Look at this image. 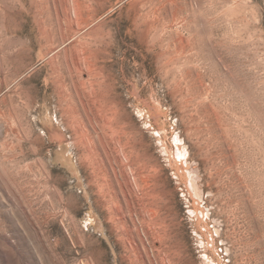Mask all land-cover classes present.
I'll return each instance as SVG.
<instances>
[{"label": "rangeland", "instance_id": "obj_1", "mask_svg": "<svg viewBox=\"0 0 264 264\" xmlns=\"http://www.w3.org/2000/svg\"><path fill=\"white\" fill-rule=\"evenodd\" d=\"M85 37L136 139L126 150L89 84L57 90L58 79H88L84 51L73 48L72 73L58 57ZM98 132L107 157L89 153ZM140 184L150 201L170 202L178 235L166 243L183 264H264V0H0V264L151 263V211L142 214L144 244L131 231L143 216L128 219ZM118 211L127 215L118 213L120 224Z\"/></svg>", "mask_w": 264, "mask_h": 264}, {"label": "bare ground", "instance_id": "obj_2", "mask_svg": "<svg viewBox=\"0 0 264 264\" xmlns=\"http://www.w3.org/2000/svg\"><path fill=\"white\" fill-rule=\"evenodd\" d=\"M77 6H78V8H77ZM77 6H76V11H77V19H79L78 17H83L84 15H82L83 14V12L81 11V9H80V3L78 2V4H77ZM40 7V6H39ZM86 8H87V6H86ZM38 10H39V8H38ZM40 11H41V9H40ZM88 11V10H87ZM81 12H82V14H81ZM41 13V12H40ZM82 15V16H81ZM90 16V15H89ZM42 18V17H41ZM140 18V17H139ZM81 19V18H80ZM79 19V20H80ZM84 19V17L82 18V20ZM89 20V19H88ZM146 20V19H145ZM148 20V19H147ZM43 21V20H42ZM86 22V21H85ZM84 22V23H85ZM147 22V26H148V33L150 34L152 31H153V28H154V23L152 24V22H148V21H146ZM81 23H82V21H81ZM43 24V23H42ZM45 24V23H44ZM140 24V23H139ZM84 25V24H83ZM136 26H138V25H136ZM141 26V25H140ZM140 26H138V27H140ZM157 26H159V25H157ZM158 28V27H157ZM164 28V27H163ZM145 29H147V28H145ZM155 29V28H154ZM93 30V29H92ZM156 30V29H155ZM41 31V30H40ZM147 31V30H146ZM158 31V30H157ZM44 32V31H43ZM94 32V31H93ZM141 32V31H140ZM156 32V31H155ZM79 33V32H78ZM109 33V32H108ZM157 33H159V32H157ZM59 34H60V37H61V39H66L67 38V34L65 33V30H64V28H62V27H60L59 28ZM51 36V35H50ZM81 36V35H80ZM84 36H86V35H83V37ZM155 36V35H154ZM158 36V35H157ZM52 37V36H51ZM50 37V38H51ZM97 37V36H96ZM153 37V36H152ZM91 38V37H90ZM90 38H88V37H85L84 39H78V40H76L75 42H73L72 44H71V46H69V47H64L61 51H60V49L58 50L59 51V55H58V57L60 56V55H62V57H63V60L66 62V64H67V66L69 67V73H72V71H73V68L71 69V67H73L71 64H69V60H70V56H72V50H73V48L75 49V50H78V51H84V59L86 60V64H87V69H86V71H87V77H88V79H85V80H79V83L78 82H75L74 80L72 81V83H71V86L70 87H68V83H65V81L64 80H62V79H58L57 80V83H58V86H57V90L59 91V93H67L66 91H72V92H76L77 94H78V92H80V90H79V86L81 85V86H83V87H85V88H83V90H85L86 89V87H87V85L89 84L90 85V88H91V94H94V96L96 97V99H97V101H98V99H99V101H102V102H104V105H102L101 103H99V101H98V103L101 105V108L102 109H104L105 111H106V115H104V117L105 116H107L106 118H108V120L106 121L107 122V124H109V125H107V126H109V128H110V133L112 134V136L113 137H111V138H113L112 140H113V142L114 143H116V142H118V141H122L123 139H125V141H124V145L122 146L120 143V145H121V147H123L122 149H124V150H126V148H127V146L129 145V143H130V139H133V138H130V135H129V130H128V132H127V128L125 129V126H127L126 124H123L122 123V118H121V116L119 117V108H118V105H117V101H116V99H115V101L113 100V99H111V98H109V96H110V93L108 94L106 91L108 90V89H106L107 87H105V89L106 90H104L103 88H102V84H103V82L105 81H100L99 79H98V77H100V76H102L100 73H99V71H98V68H97V66H96V64L92 61V58L94 57H96V55H95V53H94V51L91 49V40H90ZM164 38V37H163ZM49 39V38H48ZM86 39V40H85ZM105 39V38H104ZM106 40V39H105ZM153 40V39H152ZM49 41V40H48ZM74 41V40H73ZM98 41V40H97ZM159 42V41H158ZM161 42H163V41H161ZM98 43V42H97ZM109 44V43H108ZM164 44H165V42H164ZM94 45H95V43H94ZM93 47V46H92ZM48 51V50H47ZM100 51V50H99ZM52 52H54V51H51V53ZM50 53V51H49V54H51ZM82 57V56H81ZM104 57V56H103ZM161 57V56H160ZM163 58V57H162ZM53 61H52V63H53V65H55V58L54 59H52ZM84 60V61H85ZM94 60V59H93ZM95 60H97V58L95 59ZM59 61V60H58ZM51 62V61H50ZM165 63V62H164ZM58 64V63H57ZM75 65H77V67H76V69L77 70H81V71H83L84 69H83V67L81 66V63H80V60L75 64ZM85 65V64H84ZM56 66V65H55ZM56 68V67H55ZM83 69V70H82ZM100 70V69H99ZM101 71V70H100ZM100 75V76H99ZM72 76V75H71ZM105 78V77H104ZM107 80V79H106ZM108 82V81H107ZM107 82L105 81V83L107 84ZM108 84H111V83H108ZM108 86H111V85H108ZM109 88H111V87H109ZM81 89V88H80ZM89 89V88H88ZM112 90H113V88H111ZM72 92H70L71 94H73ZM88 92H90V89H89V91ZM112 92V91H111ZM69 94V93H68ZM64 95V94H63ZM109 95V96H108ZM70 96V95H69ZM115 97V96H114ZM70 98V97H69ZM68 99V98H67ZM67 99H66V101H67ZM70 100V99H69ZM86 101V100H85ZM97 101H95V98H94V102H96L97 103ZM67 104V103H66ZM100 105H99V107H100ZM83 106H84V108L83 109H86L85 108V104H83ZM65 107V106H64ZM67 108H70V105H68L67 106ZM89 108V107H88ZM66 109V108H65ZM68 110H70V109H68ZM103 110V111H104ZM67 111V110H66ZM70 112V111H69ZM68 112V113H69ZM74 113H76V112H74ZM101 114V113H100ZM68 115H70V114H68ZM75 115V114H74ZM123 116V115H122ZM73 118H74V116H73ZM92 118V117H91ZM91 122V121H90ZM106 122H105V124H106ZM92 123V122H91ZM125 123V122H124ZM104 124V125H105ZM93 125V124H92ZM125 125V126H124ZM94 126V125H93ZM92 126V127H93ZM92 129V128H91ZM93 130L94 131H96L97 132V128L95 127V128H93ZM131 132V131H130ZM95 134H97V138H98V142L95 144V145H93V147L92 148H88L89 149V153L91 154V155H95V156H97V155H100V156H97V157H100L101 158V156L103 155L104 157H107V156H109V154H108V152H109V150L111 149L110 147H109V149H108V144H109V140H105L104 141V137H105V139H106V137H107V135L106 134H103V135H101V133H95ZM109 134V133H108ZM83 135H86V137H90L89 136V131H88V134H87V132H83ZM82 135V136H83ZM110 135V134H109ZM81 136V137H82ZM94 136V135H93ZM125 136H126V138H125ZM133 137H134V135H132ZM136 136V135H135ZM81 137H80V139H81ZM92 137V136H91ZM79 138V137H78ZM82 138H84V136L82 137ZM96 138V137H95ZM88 140V139H87ZM133 140H135L136 141V139L134 138ZM89 141H90V143H94V138H89ZM107 141V142H106ZM132 141V140H131ZM135 141H134V143L133 144H135ZM86 143H88L87 141H86ZM90 143H88V145L90 144ZM142 143V142H141ZM111 144H112V142H111ZM132 144V143H131ZM139 144V143H138ZM115 145H118V144H115ZM119 145V146H120ZM140 145V144H139ZM144 145V144H143ZM119 146H116V147H119ZM88 147H90V145L88 146ZM133 148H134V150H133V148L132 149H129V150H133L132 151V153H135V149L137 150L138 148L136 147L135 148V146H132ZM115 147H113V149H114ZM139 148H140V146H139ZM219 149V148H218ZM123 150V151H124ZM145 150V149H144ZM111 151H112V149H111ZM123 151H121V149H120V152L119 153H121L122 152V155H123V153L125 152H123ZM128 151V150H127ZM143 151V150H142ZM218 151V150H217ZM117 152H118V150H117ZM111 154L110 155H113V153L112 152H110ZM118 153V154H119ZM137 153H139L138 151H137ZM145 153V152H144ZM148 153V152H147ZM124 154H126V153H124ZM140 154V156H144L142 153H139ZM220 154V153H219ZM128 155V154H127ZM90 156V155H89ZM131 157H132V154L130 155ZM135 156V154H133V157ZM148 156V155H147ZM146 156V157H147ZM87 157V156H86ZM128 157V156H127ZM130 157V158H131ZM132 157V158H133ZM136 157H137V159H139L138 157L139 156H137V154H136ZM145 157V156H144ZM145 157V158H146ZM149 157V156H148ZM147 157V158H148ZM112 158H113V156H112ZM112 158L109 160V161H107V162H109L110 163V161H113L112 160ZM125 158V157H124ZM123 157H122V159H124ZM151 158H152V156H151ZM89 159H90V157H89ZM94 159H96V158H94ZM99 159V158H98ZM114 159V158H113ZM116 159V158H115ZM121 159V160H122ZM128 159V158H127ZM136 159V158H135ZM134 159V161H136ZM140 159L142 160V158L140 157ZM149 159V158H148ZM67 161H69L68 159H66ZM71 160V159H70ZM91 160H93V159H91ZM118 160V159H117ZM125 160H126V158H125ZM133 160V159H132ZM132 160H130V161H132ZM153 160H154V158H153ZM98 161V160H97ZM100 161H101V159H100ZM103 161V160H102ZM124 161V160H123ZM128 161V160H127ZM140 161V160H139ZM139 161H137L136 163H138L139 164ZM143 161V160H142ZM151 161V160H150ZM104 162H106V161H104ZM118 162H119V160H118ZM125 162V161H124ZM123 162V163H124ZM149 162V161H148ZM155 162V161H154ZM103 163V162H102ZM109 163H108V165H109ZM122 163V162H121ZM142 163V162H141ZM143 163L145 164L146 163V161H143ZM72 164V166L74 165L73 164V162L71 163ZM70 164V165H71ZM105 164V163H104ZM125 165L126 164H128V162L127 163H124ZM123 164V165H124ZM152 164H153V162H152ZM152 164H148V165H151L152 166ZM113 165H115V164H113ZM119 165V164H118ZM118 165H116V166H118ZM123 165H120V167H123ZM131 165V164H130ZM71 166V167H72ZM116 166H113L114 168L116 167ZM129 166V165H128ZM132 166V165H131ZM141 166V168L143 169V172H144V168H146V170H149L150 171V169H147V167H145V165H144V167H142V165H140ZM147 166V165H146ZM74 167V166H73ZM98 167H100V165L98 166ZM97 167V168H98ZM112 167V168H113ZM130 167V166H129ZM138 167V166H137ZM159 167V166H158ZM95 168V167H94ZM111 168V167H110ZM111 168V169H112ZM117 168V167H116ZM126 168H128V167H126ZM134 168V167H133ZM138 168H140V167H138ZM152 168V167H151ZM154 168V167H153ZM156 168V167H155ZM118 170H119V168H117ZM116 169V171H118ZM159 168H156V172H159V171H157ZM95 170V169H94ZM97 170H99V169H97ZM106 170V169H105ZM105 170H103L104 172H105ZM113 171H114V169H112ZM120 170H122V169H120ZM123 170H125V169H123ZM122 170V171H123ZM129 170H131L132 171V169H131V167H130V169ZM129 170H128V172H129ZM135 170V169H134ZM160 170V169H159ZM102 171V170H101ZM107 171V170H106ZM115 171V172H116ZM121 171V172H122ZM130 171V172H131ZM140 171V170H139ZM153 171H154V169H153ZM113 172L114 174H116V173H119L120 171H118V172ZM120 172V173H121ZM132 172H135V171H132ZM131 172V173H132ZM146 172H148V171H146ZM102 173V172H101ZM119 173V174H120ZM130 173V174H131ZM151 173H154V172H152V170L150 171V174H148V175H153V177H154V174H151ZM113 174V175H114ZM118 174V175H119ZM123 174H124V171H123ZM139 174V173H138ZM137 174V175H138ZM142 174V173H141ZM146 173H144V176H146L145 175ZM102 175H104V174H102ZM117 175V174H116ZM115 175V176H116ZM121 175V174H120ZM119 175V176H120ZM129 174H127L126 175V177L128 176ZM134 175H135V173H134ZM136 175V176H137ZM163 175H164V173H163ZM105 176V175H104ZM114 176V177H115ZM119 176H117V177H119ZM150 176H146V177H150ZM161 176V175H160ZM121 177V176H120ZM122 177H124L123 175H122ZM131 177H133V176H131ZM139 177V176H138ZM141 177V176H140ZM152 177V176H151ZM109 178V177H108ZM112 178V177H111ZM130 178V177H129ZM136 178V177H135ZM134 178V179H135ZM142 178V181L141 182H144V179L146 180V179H148V178H144L143 176L141 177ZM141 178H140V180H141ZM154 178H156V177H154ZM158 178V177H157ZM156 178V180H159V179H157ZM116 179V178H115ZM121 179V178H120ZM119 179V180H120ZM161 179V178H160ZM163 179H165V178H163ZM95 180V179H94ZM101 180V179H100ZM122 180H124V179H122ZM126 180H127V178H125V182H126ZM131 180L134 182V180L133 179H128L127 181L129 182H131ZM149 180V179H148ZM150 180H152V178L150 179ZM156 180H152V182H154L155 183V181ZM102 181V180H101ZM100 181V183H102ZM104 181V180H103ZM108 181V180H107ZM109 181H110V179H109ZM137 181H138V179H137ZM99 182V181H98ZM119 182V181H118ZM132 182V183H133ZM136 182V181H135ZM146 182V181H145ZM144 182V183H145ZM149 183H150V181H148ZM151 182V183H152ZM124 183V182H123ZM140 183V182H139ZM154 183H152V185L154 184ZM120 184V183H119ZM147 184V183H146ZM109 185V184H108ZM111 185H113V184H111ZM118 185V184H117ZM134 185V184H133ZM155 185H156V183H155ZM157 185H160L159 183H157ZM163 185V184H162ZM165 185V184H164ZM99 186H100V184H99ZM104 186V185H103ZM130 186V185H129ZM140 188H136L135 187V189L137 190V189H139V190H137V191H140V189H142V196H137L136 197V200H137V202H136V205H138V206H133V204L132 205H128L129 206V210H127L128 212H129V214H128V216H130L131 217V219H130V217L128 218L130 221H132L133 219V217H135L134 215H136V214H140V216L143 214V212H146V210L148 211H151V216H150V218L148 219V221L144 218V216L142 217L143 219L141 220V218H140V220H139V222H140V225H139V223L136 221V220H134V222L132 221V227L133 228H131V229H133V230H131V231H133L135 234H137V236L140 238V241L144 244L145 243V238L143 237V233L144 232H142V231H144V230H142V228H144V225L146 224V221H147V223H148V226H149V231L147 230V232L145 233L146 234V236H147V234H150L151 235V237H152V239L150 238V240H152V245H150V246H152V249L154 250H152V252H154V253H152V254H154V257L153 258H149V259H151V263H149V264H160V260L162 259V262L164 263V264H183L182 263V259L180 258V256H179V252H178V249H174V246H172L170 243H169V245L166 243V241L168 242V239H173L174 237H176V235H178L177 234V230L175 231L173 228H171V224L172 223H169V221L171 220V222H173V220H175L174 218H170V212H169V207H168V205L170 204V202H169V204L165 201V197H161L160 199H158L159 198V196H157V195H155V198H154V196H152L153 198H154V200H153V202L152 201H150V199H151V197L149 198V195L151 194H149V192L147 193L146 192V190L148 189V188H146V189H143V188H145L144 186H146V185H142V184H140V185H138ZM151 186V185H150ZM113 187V186H112ZM133 187V186H132ZM149 187V186H148ZM160 187V186H159ZM111 188V187H110ZM109 188V189H110ZM116 187H114V189H115ZM122 190V193L120 194V193H116L115 194V196L116 195H118L119 197H122L123 198V200L125 199V196H126V193H125V190H124V186H122V184H121V187H120ZM150 189H151V191H152V193L153 194H155V191H153L152 190V188L153 187H149ZM155 188V187H154ZM161 188V187H160ZM164 188H166V187H164ZM127 189V188H126ZM133 189V188H132ZM150 189H149V191H150ZM112 190V189H111ZM116 191V190H115ZM132 191V190H131ZM101 192V191H100ZM114 192V191H113ZM119 192V191H118ZM129 192V191H128ZM141 192V191H140ZM167 192V191H166ZM110 193V192H109ZM130 193V192H129ZM157 193V192H156ZM106 194V193H105ZM138 194V193H137ZM167 194V193H166ZM165 194V195H166ZM107 196H108V194H106ZM105 195V196H106ZM136 195V194H135ZM134 195V196H135ZM110 196V195H109ZM117 196V197H118ZM163 196V195H162ZM118 197V198H119ZM168 197H170V196H168ZM114 198V197H113ZM116 198V197H115ZM114 198V199H115ZM121 198V199H122ZM108 201H109V199L108 198H106ZM128 199V198H127ZM132 199V198H131ZM130 200V199H129ZM107 201V202H108ZM110 201H111V199H110ZM116 201V200H115ZM114 201V202H115ZM113 202V201H112ZM113 202V203H114ZM117 202H118V200L116 201V203L115 204H117ZM127 202H128V200H127ZM130 202V201H129ZM106 203V202H105ZM119 203L120 202H118V206H120L119 205ZM132 203V202H131ZM108 205L110 204V203H107ZM121 204V203H120ZM128 204V203H127ZM135 204V203H134ZM106 205V204H105ZM110 206V205H109ZM112 206V205H111ZM117 206V207H118ZM149 206H151V209L149 208ZM124 207V206H123ZM111 208V207H110ZM115 208V207H114ZM119 208V207H118ZM118 208H116V209H118ZM124 208H126V207H124ZM128 208V207H127ZM116 209H113L112 208V210L114 211L115 210V212H116ZM111 210V209H110ZM111 210V211H112ZM121 210H123V209H121ZM110 211V212H111ZM125 212V213H128V212ZM119 212H122V211H118L117 213H116V215H118V213ZM142 212V213H141ZM111 214V213H110ZM114 214V213H113ZM122 214L125 216V214L122 212ZM148 214V213H147ZM173 214V213H172ZM47 215V214H46ZM119 215H121L120 213H119ZM118 215V217L121 219H119L118 218V221H120V222H117V223H122L121 221H122V218L120 217ZM122 215V216H123ZM52 216V215H51ZM112 216V215H111ZM110 216V217H111ZM127 216V215H126ZM125 216V217H126ZM113 217V216H112ZM114 218H116V217H114ZM127 218V217H126ZM126 218L125 219H123L124 221L126 220ZM113 220H115V219H113ZM138 220V219H137ZM111 221V220H110ZM117 221V220H116ZM127 221V220H126ZM125 224V223H124ZM175 224V223H174ZM176 224H177V222H176ZM127 225V224H126ZM122 226H124V225H122ZM128 226V225H127ZM147 226V225H146ZM172 226H174V225H172ZM116 227V226H115ZM130 227V226H129ZM175 227V226H174ZM119 228V227H118ZM146 230V229H145ZM128 231H129V229H128ZM128 235V234H127ZM130 235V234H129ZM131 237V236H130ZM129 238V237H128ZM138 238V239H139ZM136 239H137V237H136ZM146 239H148V238H146ZM133 241H134V239H132ZM149 240V241H150ZM132 241V245H133V242ZM139 241V240H138ZM149 241H146V242H149ZM137 242V241H136ZM135 242V243H136ZM164 242V243H163ZM138 243V242H137ZM148 244H150V243H148ZM147 244V245H148ZM128 245H129V243H128ZM146 245V248L147 247H149V246H147ZM133 246H135V244L133 245ZM141 246V245H140ZM140 246H138L139 248H142L143 247V245H142V247H140ZM163 246H166V248L165 247H163ZM132 247V246H131ZM163 248H165V250H166V252H167V258L169 259L168 261H165V260H167V258H161L160 257V253H161V251H162V249ZM133 249V248H132ZM136 250V249H135ZM143 250V249H142ZM146 250V249H145ZM156 251V252H155ZM183 251V250H182ZM137 252V251H136ZM159 252V253H158ZM165 252V253H166ZM139 253V252H138ZM151 253V252H150ZM134 254V253H133ZM132 254V255H133ZM141 254V253H140ZM145 254V253H144ZM151 254V255H152ZM182 254V253H181ZM148 255V254H147ZM142 256V255H141ZM149 256V255H148ZM132 257H134V256H132ZM137 257V256H136ZM145 257V256H144ZM150 257V256H149ZM187 257V256H186ZM161 258V259H160ZM142 259V258H141ZM160 259V260H159ZM186 260V259H185ZM188 262V261H187ZM162 263V264H163ZM133 264V263H132ZM146 264V263H145ZM148 264V263H147Z\"/></svg>", "mask_w": 264, "mask_h": 264}]
</instances>
